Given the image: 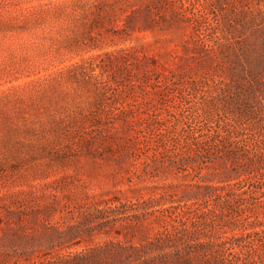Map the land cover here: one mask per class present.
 Masks as SVG:
<instances>
[{"label":"rangeland","instance_id":"1","mask_svg":"<svg viewBox=\"0 0 264 264\" xmlns=\"http://www.w3.org/2000/svg\"><path fill=\"white\" fill-rule=\"evenodd\" d=\"M0 264H264V0H0Z\"/></svg>","mask_w":264,"mask_h":264}]
</instances>
